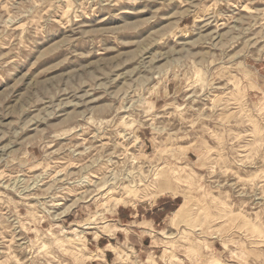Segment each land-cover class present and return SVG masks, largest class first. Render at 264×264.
Instances as JSON below:
<instances>
[{"label":"rangeland","instance_id":"rangeland-1","mask_svg":"<svg viewBox=\"0 0 264 264\" xmlns=\"http://www.w3.org/2000/svg\"><path fill=\"white\" fill-rule=\"evenodd\" d=\"M0 264H264V0H0Z\"/></svg>","mask_w":264,"mask_h":264},{"label":"crops","instance_id":"crops-1","mask_svg":"<svg viewBox=\"0 0 264 264\" xmlns=\"http://www.w3.org/2000/svg\"><path fill=\"white\" fill-rule=\"evenodd\" d=\"M177 201L178 198L176 196H166V198L160 200L157 206L154 205L155 206L154 209L149 208L151 209L150 213H148L149 209L139 210L136 206L130 207L127 205H123L122 207L117 209L116 211L117 218H115V220L117 223L125 224L126 226L129 225L128 223L131 221L132 218L135 219L141 218L137 220L140 224L139 226L145 230H151L152 228L155 227L156 224H160V222H163L166 216L177 210L179 206ZM145 214H147V216ZM147 237L150 236L148 235ZM110 239H114V238H109L107 240H104L102 237L100 238L95 237L94 239L95 245L97 246V250L98 249L104 250V258L106 260L109 259L112 253H114L112 248H110V246L113 245V242ZM147 240L148 238H146L144 242H146ZM141 250L144 251L143 249Z\"/></svg>","mask_w":264,"mask_h":264},{"label":"bare ground","instance_id":"bare-ground-1","mask_svg":"<svg viewBox=\"0 0 264 264\" xmlns=\"http://www.w3.org/2000/svg\"><path fill=\"white\" fill-rule=\"evenodd\" d=\"M87 178V179H86ZM102 179V178H101ZM103 180V179H102ZM104 181H105V184H107L108 182H111L112 181V183L114 184V185H116V184H118V182H119V179L116 177V175L115 174H113V177L111 178L110 176L109 177H105V179H104ZM74 183H77V184H81V183H85V184H90V179L88 178V177H84V178H79V179H77V180H75L74 181ZM111 184V183H110ZM91 185V184H90ZM114 185L112 186V188L114 187ZM114 189V188H113ZM88 228H90V227H88Z\"/></svg>","mask_w":264,"mask_h":264}]
</instances>
